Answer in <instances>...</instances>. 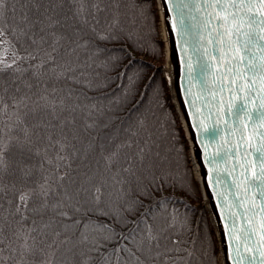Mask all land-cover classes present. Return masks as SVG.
Returning a JSON list of instances; mask_svg holds the SVG:
<instances>
[{
  "label": "trees",
  "instance_id": "trees-1",
  "mask_svg": "<svg viewBox=\"0 0 264 264\" xmlns=\"http://www.w3.org/2000/svg\"><path fill=\"white\" fill-rule=\"evenodd\" d=\"M0 30V264H222L157 0H0Z\"/></svg>",
  "mask_w": 264,
  "mask_h": 264
},
{
  "label": "water",
  "instance_id": "water-1",
  "mask_svg": "<svg viewBox=\"0 0 264 264\" xmlns=\"http://www.w3.org/2000/svg\"><path fill=\"white\" fill-rule=\"evenodd\" d=\"M157 2L171 65L170 77L166 58V75L192 162L199 167L200 177L195 175L222 264H264V197L253 179L261 175L256 149L264 150V119L258 115L264 114V79L259 73L245 75L238 59L227 72L219 58L238 55V45L229 51L218 43L224 30L218 17H228L225 27L234 36L253 29L259 34L258 26L248 27L247 17L264 20V5L261 0ZM254 55L261 63L264 51L256 48Z\"/></svg>",
  "mask_w": 264,
  "mask_h": 264
},
{
  "label": "snow or ice",
  "instance_id": "snow-or-ice-1",
  "mask_svg": "<svg viewBox=\"0 0 264 264\" xmlns=\"http://www.w3.org/2000/svg\"><path fill=\"white\" fill-rule=\"evenodd\" d=\"M261 4L264 5V0H261ZM223 22L221 23L220 27L224 29L222 32L218 33L219 40L218 43L222 45H226L228 50L231 51L234 44L238 45L236 48V52L238 55L228 56L227 53H224L220 56V64L221 67H224L225 62L227 63L226 71L231 73L233 71V61L239 60V63L243 66L245 71V75L251 73L253 75L259 73L261 78L264 79V57H262L261 63L255 62V55L254 49L259 48L261 51H264V20L259 19L256 15H249L247 17L248 27L253 29V26L259 27V34L253 29L248 32L234 34L231 32L230 29L225 27V24L228 20V17H218ZM235 19V16H233ZM0 36H3V31L0 30ZM99 39H107L105 36H100ZM11 64H4L3 61H0V72L6 70L7 68H11ZM189 71H192L191 65H189ZM227 78V77H225ZM235 83V80L232 81ZM254 83V81H253ZM264 107V105H262ZM231 111V109H230ZM246 111V110H245ZM260 115L261 119H264V114ZM204 131H209L208 129H204ZM256 152L259 154L257 157V161L260 164L261 175L254 176L253 179L258 181L254 186L258 189L260 195L264 197V150L256 149ZM4 167L3 161V149H0V170ZM43 187V186H41ZM30 199V195L27 193H22L19 197V204L17 207V211L20 210V206L27 207L28 200ZM99 197H97V200ZM146 238L151 241L154 237L151 235L150 227L146 230ZM125 251L131 253V249H128L126 246L124 248ZM134 256L135 253H132Z\"/></svg>",
  "mask_w": 264,
  "mask_h": 264
},
{
  "label": "bare ground",
  "instance_id": "bare-ground-1",
  "mask_svg": "<svg viewBox=\"0 0 264 264\" xmlns=\"http://www.w3.org/2000/svg\"><path fill=\"white\" fill-rule=\"evenodd\" d=\"M163 25H164V24H163ZM162 29H163V30H162V31H163V37L166 38V40H167L166 31H165L164 26H163ZM166 51H167V53H166V58H167V64H166V66H167V68H168V72H169L170 77H171V65H170V61H169V52H168V49H167ZM195 170H196V174H197V176L200 177V176H199V167L197 166V164L195 165Z\"/></svg>",
  "mask_w": 264,
  "mask_h": 264
},
{
  "label": "rangeland",
  "instance_id": "rangeland-1",
  "mask_svg": "<svg viewBox=\"0 0 264 264\" xmlns=\"http://www.w3.org/2000/svg\"><path fill=\"white\" fill-rule=\"evenodd\" d=\"M0 55H2L1 52H0ZM191 158H192V157H191ZM193 169H194V172H195V167H194V165H193ZM195 173H196V172H195Z\"/></svg>",
  "mask_w": 264,
  "mask_h": 264
}]
</instances>
